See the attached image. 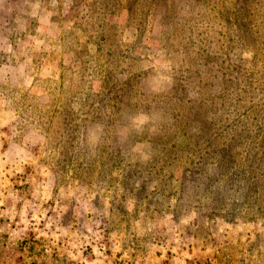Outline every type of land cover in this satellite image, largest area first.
<instances>
[{"label":"rangeland","instance_id":"374dc122","mask_svg":"<svg viewBox=\"0 0 264 264\" xmlns=\"http://www.w3.org/2000/svg\"><path fill=\"white\" fill-rule=\"evenodd\" d=\"M0 264H264V0H0Z\"/></svg>","mask_w":264,"mask_h":264}]
</instances>
